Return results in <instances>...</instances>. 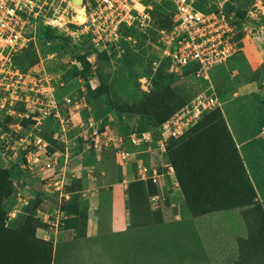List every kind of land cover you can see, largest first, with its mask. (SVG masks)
Masks as SVG:
<instances>
[{"label":"rangeland","instance_id":"obj_1","mask_svg":"<svg viewBox=\"0 0 264 264\" xmlns=\"http://www.w3.org/2000/svg\"><path fill=\"white\" fill-rule=\"evenodd\" d=\"M196 1L207 10L221 6L233 13L244 47L228 60V68L225 63H217L210 69L211 82L196 76L193 68L182 74L173 72L170 61L162 56L160 28L170 20L168 0L157 3L158 14L152 28L132 39L121 36L113 42L99 41L101 44L86 31L84 20L80 18L78 23L75 4L63 2L60 7V3H55L59 14H67L68 26L65 29L55 26L53 38L37 36L21 61L28 70L41 68L58 96L78 95L86 103L79 124H70L68 130L64 131L53 116L39 127L60 157L66 151L70 153L66 187L71 195L61 199L59 193L48 190L47 174L23 166L27 148L20 141L33 123L26 114L39 104L31 103L28 108L26 102L16 101L3 106L7 94L0 92V123L10 131L9 136H0L1 220L9 228L30 234L35 242L28 251L31 258L27 262L21 260L20 245L14 248L12 257L11 251L0 242V264H63L54 258L58 227L54 221L59 220L55 213L47 214L44 220V213H39L37 206L41 199H46V204L52 205H44L45 209L55 212L58 206L71 213L85 194H91L90 186L100 187L102 203L127 200L138 207L137 225L147 223L146 216L156 210L161 200L176 201L178 193L185 203L179 224L181 255L174 258V264H264V200L260 199L243 158L240 161L236 157L220 117L223 109L235 129L237 119L246 124L257 121L258 116L252 113L257 97L233 94L240 93L238 87L251 81L264 87V48L259 42L264 37V0ZM211 83L214 96L225 94L222 106L206 108L184 135L169 139L163 150L159 142L162 121L194 101ZM239 108L245 109L246 114L238 116ZM91 116L112 135L99 148L91 147L90 138H84ZM209 119L212 124L205 130L203 122ZM16 124L22 126L18 131L14 130ZM118 147L132 152L128 162H121ZM142 165L160 168L164 174L158 184L141 178ZM169 165L173 166V172ZM181 174L194 178L192 189L202 201L206 199L205 204L195 206L187 201ZM245 174L252 182L255 197L243 200V194L250 195ZM18 192L22 193L23 204L18 201ZM217 194L224 196L220 203L214 197ZM15 207L20 212L10 217L9 212ZM185 235L190 242L183 239ZM182 253L188 257L184 258Z\"/></svg>","mask_w":264,"mask_h":264},{"label":"built area","instance_id":"obj_2","mask_svg":"<svg viewBox=\"0 0 264 264\" xmlns=\"http://www.w3.org/2000/svg\"><path fill=\"white\" fill-rule=\"evenodd\" d=\"M160 1L83 0L79 7H75L73 0H0V92L7 94V102L3 106L16 101L26 102L28 108L31 103L39 104L26 114L33 123L20 141L27 148L23 166L47 174L45 184L48 190L59 193L61 199L71 195L66 187L70 153L66 151L60 157L52 149L51 142L40 133L39 127L53 116L58 118L64 131L68 130L70 124H79L86 103L78 95L58 96L41 68L22 70L14 58L36 40L39 23L61 29L68 26L67 14H59L55 3H60V7L63 2L73 4V8L79 11L76 15L78 23L80 18L84 20L86 31L95 35L97 44H101L99 41L108 39L113 42L121 36L132 39L137 33L152 28ZM169 1L170 20L160 28L162 56L170 61L175 73L182 74L187 68H193L196 76L211 82L210 69L217 63H226L244 49L234 14L221 6L207 10L196 0ZM66 10L67 7L63 11ZM214 94L211 83L194 101L163 121L159 140L163 150H166L169 139L184 135L206 108L220 106ZM18 127L22 126L16 124L14 130L18 131ZM86 127L84 138H90L91 147H102L112 139L110 130L103 129L93 116L88 118ZM7 135L10 131L0 123V136ZM117 152L122 163L132 157V152L126 147H118ZM168 168L174 171L172 165ZM139 172L142 179L154 184H158L164 174L159 167L148 165L140 166ZM18 196L19 203L23 204L22 193L18 192ZM18 212L20 208L15 207L9 216L15 217Z\"/></svg>","mask_w":264,"mask_h":264},{"label":"crops","instance_id":"obj_3","mask_svg":"<svg viewBox=\"0 0 264 264\" xmlns=\"http://www.w3.org/2000/svg\"><path fill=\"white\" fill-rule=\"evenodd\" d=\"M259 42L263 43L264 48V37H260ZM228 60L226 68L229 67ZM238 89L241 92L235 91L233 95L236 97H257L256 109H252V113L258 116L257 121L246 124L237 119L235 129L225 111L223 113L250 178L260 199L264 200V87L257 81H251L240 85ZM244 91L255 94H241ZM223 95L225 94L218 96L221 106ZM245 114L246 110L239 108L237 115ZM88 189L91 194H85L83 201L71 213H65L58 206L55 212L45 209L46 199H41L37 206L36 210L44 213V220L47 219V214L55 213L57 221L61 223L58 225L54 221L58 226L54 240L55 260L59 259L63 264H174V258L180 257L179 224L183 219L185 200L178 193L176 201L165 203L161 200L156 210L146 216L144 221L147 223L137 225L138 207L128 204L127 200L102 203L99 198L100 187L90 186ZM183 239L190 242L188 235ZM182 255L184 258L188 257L184 253Z\"/></svg>","mask_w":264,"mask_h":264},{"label":"trees","instance_id":"obj_4","mask_svg":"<svg viewBox=\"0 0 264 264\" xmlns=\"http://www.w3.org/2000/svg\"><path fill=\"white\" fill-rule=\"evenodd\" d=\"M169 5L171 7V2L168 0ZM158 5V4H157ZM227 10V9H226ZM229 11V10H227ZM230 12V11H229ZM41 30V31H40ZM138 34V33H137ZM136 34V35H137ZM39 35H43L45 38H53L54 36V27L48 26V25H44L42 23H39L38 25V33L37 36ZM36 41V40H35ZM35 41H31L28 46L30 44H33ZM28 46L24 47L14 58L16 64L22 69V70H28L29 68H26L23 66V63L21 61V57L23 56L25 50L28 48ZM174 72V71H173ZM220 117L221 120L227 130V133L232 141V144L234 146V150L236 152V157L242 161V157L240 155V152L238 150V147L236 146V143L234 141V138L231 134V131L229 129V126L227 124L226 118L224 116V113L220 112ZM167 119V118H166ZM165 119V120H166ZM163 120V121H165ZM162 121V123H163ZM212 124V120H206L205 122H203V126L205 127V130L208 129ZM175 163L178 165L177 160H175ZM179 167V166H177ZM179 171H180V167H179ZM181 183H182V187L185 193V197L187 199V201L189 202H193V205L195 206H202L203 204L206 203V199L205 200H201L199 197V194L197 192H194V190L192 189V182H194V178H192V176L187 175H182L181 174ZM191 177V178H190ZM244 181L246 182V187L248 188V190L250 191V195L249 194H243L241 197L243 200L245 199H251L253 196L255 197V192L252 182L249 178V176L247 174L244 175ZM146 182H152V181H146ZM208 197V196H207ZM214 197H217V203H220V201L224 198L223 194H217ZM216 203V200H209ZM253 201V200H252ZM221 207V206H220ZM215 210V209H214ZM1 218H3V211H1V201H0V242L1 244L3 243V247L6 246L8 250L11 251V255H12V251L14 250V248L18 247L19 245L21 246L22 250H23V254H21V260H23L24 262H27L30 258V250L33 247V243H35L34 241H32V237L30 236V234L27 233H21L18 230L9 228L5 225V223L3 222V219L1 220ZM29 251V252H28ZM13 257V255H12Z\"/></svg>","mask_w":264,"mask_h":264},{"label":"water","instance_id":"obj_5","mask_svg":"<svg viewBox=\"0 0 264 264\" xmlns=\"http://www.w3.org/2000/svg\"><path fill=\"white\" fill-rule=\"evenodd\" d=\"M74 1H77V0H73V3ZM79 1V4L81 5L83 3V0H78ZM75 4V3H74Z\"/></svg>","mask_w":264,"mask_h":264},{"label":"bare ground","instance_id":"obj_6","mask_svg":"<svg viewBox=\"0 0 264 264\" xmlns=\"http://www.w3.org/2000/svg\"><path fill=\"white\" fill-rule=\"evenodd\" d=\"M74 3H75V5H78L79 4V1L77 0V1H74Z\"/></svg>","mask_w":264,"mask_h":264}]
</instances>
